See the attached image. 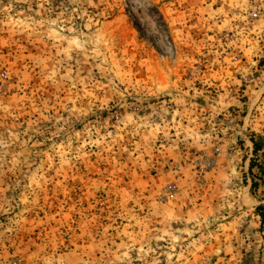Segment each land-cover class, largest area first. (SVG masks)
I'll return each instance as SVG.
<instances>
[{
    "label": "rangeland",
    "instance_id": "1",
    "mask_svg": "<svg viewBox=\"0 0 264 264\" xmlns=\"http://www.w3.org/2000/svg\"><path fill=\"white\" fill-rule=\"evenodd\" d=\"M261 83L264 0H0V264H245L150 190L245 120L264 169Z\"/></svg>",
    "mask_w": 264,
    "mask_h": 264
},
{
    "label": "crops",
    "instance_id": "2",
    "mask_svg": "<svg viewBox=\"0 0 264 264\" xmlns=\"http://www.w3.org/2000/svg\"><path fill=\"white\" fill-rule=\"evenodd\" d=\"M252 94H256L253 101H259L264 94V84ZM251 102L245 118L249 117V110L254 109ZM234 104L242 105L237 100ZM250 128L251 124L243 121L236 137L240 146L232 148L231 154L225 152L226 143L216 146L212 141H193L191 146L195 151H201L214 161V168L206 174L203 185H197L194 174L185 171L182 177L168 178L167 188L152 186L150 192L157 197L165 192L167 197L162 210L158 209L153 216L155 220L199 226L213 221L223 248L221 255L231 254L226 257L228 262L240 260L245 264H259L264 263V222L255 210L264 207V184L252 188V180L264 179V169L252 159L258 157L260 151H254V143L247 137ZM215 149L219 150L217 155H214Z\"/></svg>",
    "mask_w": 264,
    "mask_h": 264
},
{
    "label": "built area",
    "instance_id": "3",
    "mask_svg": "<svg viewBox=\"0 0 264 264\" xmlns=\"http://www.w3.org/2000/svg\"><path fill=\"white\" fill-rule=\"evenodd\" d=\"M213 166H214V162L205 158V160H203V162H201L198 165V172L200 175H203L206 172H208L210 169H212Z\"/></svg>",
    "mask_w": 264,
    "mask_h": 264
},
{
    "label": "trees",
    "instance_id": "4",
    "mask_svg": "<svg viewBox=\"0 0 264 264\" xmlns=\"http://www.w3.org/2000/svg\"><path fill=\"white\" fill-rule=\"evenodd\" d=\"M254 151L255 152L259 151L258 146L255 143H254ZM255 186L256 185L253 184L252 188L255 187ZM255 213H256V215H258L261 218L262 222H264V207L263 206H259L258 208H256Z\"/></svg>",
    "mask_w": 264,
    "mask_h": 264
}]
</instances>
